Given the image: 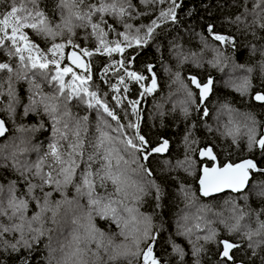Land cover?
<instances>
[{"label": "snow or ice", "instance_id": "6c2138e0", "mask_svg": "<svg viewBox=\"0 0 264 264\" xmlns=\"http://www.w3.org/2000/svg\"><path fill=\"white\" fill-rule=\"evenodd\" d=\"M0 3L7 4L6 10H0V55L9 58L7 61H0V74H8L7 94L10 103L7 111L14 112L12 101L18 102L12 87L15 75L17 80L29 83L31 94L28 97L29 104L24 107V114L37 112L42 105L43 112L53 121L55 137L34 165L17 168L19 179L27 185L26 191L17 194V181H12L5 195L4 186L0 185V251L11 249L12 252H19L21 248L31 249L34 243H39L41 237L51 231L46 228L47 222L62 227L71 214V232L59 249L62 255L56 264H119L120 261H124V264H162L154 251L157 235L152 232L151 217L140 213L137 207H129L128 202L138 203L145 193L144 184L139 179H133V174L151 176V171L140 164L139 160L147 162L153 153L167 151L169 142L163 140L159 146L148 150V141L140 134L139 100H128L137 120L126 126L135 130L134 135H125V125L119 123L121 118L106 100L101 99L99 85H95L96 90H90V82L93 81L91 58L97 55L108 57V62L97 70L98 79L116 93L111 96L116 105H121L123 99H126V96L120 95L122 90L125 94L129 91L126 80L139 84L142 89L141 97L151 94L157 88L155 74L151 77L150 85L146 86L144 81L147 77L129 70L128 65L135 56H125V52L133 47L147 45L161 24L169 21L175 23L177 9L181 5L177 0H139L143 5L167 3L168 6L160 8L156 18L151 19L147 25L134 28L128 20L150 13L137 12L133 0H56L53 14L59 12L58 21L40 8L42 0H0ZM260 3H264V0H260ZM260 3L256 6L260 7ZM108 17L112 18L111 23ZM116 24L122 25L123 30L118 31ZM259 26L264 29V23ZM26 30H32L45 43L51 41L50 46L42 49ZM78 30L83 32L82 36ZM208 32L221 44L232 42L230 37L213 32L211 24L208 25ZM110 33H115L114 39H109ZM57 38L60 42H57ZM86 44H91V49ZM114 54L120 58L114 59ZM11 58L18 60L15 66L11 63ZM65 60L68 63H64ZM110 71L117 77L116 83L110 82ZM148 71H152L151 65L148 66ZM261 71L264 72V64L261 65ZM69 75L71 78L66 81L65 77ZM190 80L200 90L202 102L211 91L212 80L209 79L204 84L195 76ZM42 84L50 85L53 90L45 94ZM2 88L3 84L0 83V89ZM251 88V81L245 77L237 90L246 95ZM0 95H3L2 91ZM104 95L107 96L108 93L105 92ZM187 95L191 101L192 93L189 91ZM251 99L264 106V91H256ZM80 104L95 110L99 116V135L94 138L86 135L89 117H78L72 112V108ZM183 111L187 115L188 109L184 108ZM103 114L117 121V127L113 129ZM250 119L251 126L246 125L247 147L249 151L258 149L261 156H264V135L257 136V122L254 117ZM104 128L111 129L116 135H110ZM7 130L5 121L0 119V136H4ZM187 140L188 137H185L186 142ZM199 156L217 161L212 147L200 149ZM95 165L98 166L94 167ZM133 165L136 167H132ZM252 171L264 172V169L258 168L252 159L239 163L228 162L223 166L218 163H213L211 167L204 166L203 174L199 177V191L205 197L225 189L241 192L248 185ZM109 184L112 186L111 191L108 190ZM70 187L75 189L74 199L68 198ZM156 191L159 199L160 189L157 187ZM53 193L60 194L62 199L54 200ZM259 195L264 196V191ZM80 197H86V205L80 204ZM33 203L38 211L29 215V205ZM82 209H86V213L77 215L76 212ZM262 213L264 209L256 214L258 228L255 230L248 225H241L240 221L245 215L243 213L236 218L234 225L226 227H229V232L241 233L246 237L250 241L249 248H253L254 243L259 246L264 243V220L259 219ZM95 217L110 220L116 225L120 231L115 235L123 237L122 242L115 243L113 237L97 228L93 222ZM196 227L199 228L200 225L197 224ZM245 228L248 230L243 231ZM215 236V231L210 230L203 240L210 242ZM253 236H260L261 240L252 243ZM200 239L197 236L196 240ZM190 243L192 255L197 257L194 264H200L199 256L204 248L197 247L195 242ZM218 243L223 245L221 264H236L231 253L241 246L228 240ZM172 249L183 260L184 250L174 242ZM102 252L107 255L106 261ZM253 255L256 253L253 252ZM261 259L264 260V257Z\"/></svg>", "mask_w": 264, "mask_h": 264}, {"label": "trees", "instance_id": "16d2710c", "mask_svg": "<svg viewBox=\"0 0 264 264\" xmlns=\"http://www.w3.org/2000/svg\"><path fill=\"white\" fill-rule=\"evenodd\" d=\"M133 3L137 6V12L150 13L128 20L134 28L147 25L151 19L156 18L160 8L168 6L167 3L143 5L139 0H133ZM177 3L181 6L177 9L175 23L169 21L161 24L147 45L133 47L125 52V56H135L128 65L129 70L147 77L144 81L146 86L150 85L151 77L155 74L157 88L151 94L141 97L142 89L139 84L126 80L129 91L125 94L122 90L120 93L121 97L126 96V99H123L121 105H116L111 99L116 93L98 79L97 70L108 62V57L97 55L91 58L93 81L90 82V90H96L95 85H99L101 99L106 100L121 118L119 123L125 125V135H134L135 130L126 126L129 122L134 123L137 120L128 100H139L140 134L148 141V150L158 146L162 139L170 142V150L166 156H151L147 162L139 160L140 164H144L151 171V176L143 173L133 174V179H139L144 184L145 193L138 203L129 201L128 205L137 207L140 213L151 217L152 232L157 235L154 251L162 264H194L197 257L192 255L190 241L195 242L197 247L204 248L199 256L200 264H221L220 253L223 245L218 242L222 240L241 246L232 252L236 264H264L261 259L264 257V243L259 246L254 243L261 240L260 236H253L254 247L249 248L250 241L246 237L241 233L229 232V227L236 223V218L241 213L245 214L244 219L240 221L242 226L248 225L252 230L258 228L256 214L264 209V196L259 195L264 191V172L252 173L249 187L243 193H225L208 198L199 191V177L206 164L199 156V150L202 148L212 147L221 165L252 159L258 168L264 169V156H261L258 149L249 151L246 136V125L251 126V117L257 122V136L264 135V106L251 99L256 91H264V72L261 71V65L264 64V29L259 26L264 23V3H260V0H177ZM257 3H260V7L256 6ZM55 4L56 0H42L40 8L58 21L59 12L53 14ZM6 9L7 4L0 3V10ZM108 20L112 22L111 17H108ZM210 24L213 25V32L230 37L232 42L221 44L214 40L208 32ZM115 26L118 31L123 30L122 25ZM26 31L42 49L50 46L51 41L45 43L42 38L35 36L32 30ZM78 32L80 36L83 35L82 31ZM114 38L115 33H110L109 39ZM57 42H60L59 38ZM77 42H80L79 39ZM85 46L91 49V44ZM206 46L210 49L206 50ZM175 53L179 56L175 57ZM196 57L197 64L193 62ZM113 58L120 57L114 54ZM7 60L9 58L6 55H0V61ZM11 63L15 66L18 60L11 58ZM64 63H68L67 60ZM149 65L152 66L151 72L148 71ZM7 76V73L0 74V83L3 84L0 89L3 92V95H0V118L8 127L6 137L0 141V185L4 186L5 195L12 181H17V194L26 191L27 185L19 179L17 168L34 165L47 151L48 144L55 139L53 121L43 112L42 105L37 110L39 114L31 111L28 115L24 114V107L29 104L28 97L31 94L29 83L26 80H17L15 75L12 78V87L18 102L12 101L14 112L7 111L10 103ZM108 76L111 83L117 82V77L112 75V71ZM193 76L202 84L214 79L212 96L205 105H202L199 91L191 83L190 78ZM245 77L251 81L252 88L248 94L242 95L237 88ZM70 78L69 75L65 80ZM177 84L184 87L186 95L189 91L192 93L191 101L187 95L183 96L184 101L176 102L177 99L173 97L176 95L172 93ZM41 87L45 94L53 90L47 84H42ZM105 92L108 93L107 96L104 95ZM169 97L171 99L166 101ZM184 108L188 109L187 115L183 111ZM221 110L224 115L216 123L214 114ZM72 112L78 117H89L86 134L89 138L99 135V116L95 110L80 104L72 108ZM103 115L113 129L117 127V121L107 117V114ZM103 130L110 135H116L111 129ZM185 137H188L187 142ZM96 166L98 165L94 167ZM157 187L160 189L159 199ZM108 190H112L111 184ZM68 193L69 199L76 198L74 188L70 187ZM53 198L62 199L58 193H53ZM79 201L81 205L87 204L86 197H80ZM35 211L38 209L34 203L30 204L29 215ZM85 213L86 209L76 212L77 215ZM192 213L190 218L193 219L187 223L182 222L183 218ZM70 219L71 214L67 218L69 221L63 222L62 227L47 222L46 228L51 231L41 237L39 243H34L31 249L21 248L19 252H12L11 249L0 251V264H56L62 255L59 249L71 232ZM259 219L264 220V213ZM84 222L87 223L86 220ZM93 222L107 236L113 237L115 243L122 242L123 237L115 235L120 229L110 220L95 217ZM197 224L200 225L199 228L196 227ZM65 226L68 230L64 232L62 228ZM188 229L192 231L188 232ZM210 230L215 231V239L205 242L203 237L208 235ZM197 236L201 237L199 241L196 240ZM172 242L184 250L183 260L173 252ZM253 252L256 255H253ZM101 255L106 261L107 255L103 252ZM119 264H124V261Z\"/></svg>", "mask_w": 264, "mask_h": 264}, {"label": "water", "instance_id": "95a60500", "mask_svg": "<svg viewBox=\"0 0 264 264\" xmlns=\"http://www.w3.org/2000/svg\"><path fill=\"white\" fill-rule=\"evenodd\" d=\"M197 80L198 81H200L198 78H197ZM212 80V85H211V91L209 92V94H208V96H207V98L206 99H204L201 103H202V105H205L206 103H207V101L209 100V98L212 96V93H213V87H214V79H211ZM207 83V82H206ZM202 84V83H201ZM194 86V88H196L195 87V85H193ZM197 89V88H196ZM198 91H200L199 89H197ZM256 103H258V102H256ZM259 104V103H258ZM205 110L207 111V109L205 108ZM1 119V118H0ZM5 126H6V128L8 129V127H7V124H6V122H5ZM7 132H8V130H7ZM7 132L4 134V136H0V141L2 140V139H4L5 137H6V135H7ZM163 140H165V139H162L161 140V143L163 142ZM169 142V141H168ZM160 143V144H161ZM159 144V145H160ZM158 145V146H159ZM169 150H170V142H169V147H168V150L167 151H165V152H162V153H153L151 156H156V155H158V156H166L167 154H168V152H169ZM150 156V157H151ZM149 157V158H150ZM200 159H202L201 157H200ZM202 160H208L207 158H203ZM216 163H218V162H216ZM218 164H220V163H218ZM221 166V165H220ZM258 167V166H257ZM252 173H259L258 171H252L251 172V175H250V179H249V181H248V185L246 186V188L245 189H243L241 192H233V191H231L230 189H225L223 192H219V193H214V194H212V195H210V196H207L208 198L209 197H215V196H219V195H222V194H225V193H243V192H245L247 189H248V187H249V184H250V181H251V179H252ZM203 173H202V171H201V175H202ZM234 250V249H233ZM233 252V251H232ZM232 254V253H231Z\"/></svg>", "mask_w": 264, "mask_h": 264}, {"label": "rangeland", "instance_id": "374dc122", "mask_svg": "<svg viewBox=\"0 0 264 264\" xmlns=\"http://www.w3.org/2000/svg\"><path fill=\"white\" fill-rule=\"evenodd\" d=\"M208 49H210L208 46H206V50H208ZM175 55V57H178L179 56V54H177V53H175L174 54ZM198 58L196 57V61L195 60H193V62L194 63H198ZM225 81V80H224ZM176 83H177V81H175ZM175 91H173V93H172V95H176V96H173V97H175L177 100H176V102H181V101H184V99H183V96H187L186 94H185V90H184V87H181V85L180 84H177V85H175ZM171 99V97H169L166 101H169ZM181 99V100H180ZM222 111L223 110H221V111H218V112H216L215 114H214V120H215V122L216 123H218L219 121H220V119H221V117H223V115H224V113H222ZM193 216V213L192 214H190L189 216H186L185 218H183L182 219V222H188L190 219H193V218H190V217H192ZM67 221H69V220H67ZM62 229H64V232L65 231H67L68 230V227H64V228H62Z\"/></svg>", "mask_w": 264, "mask_h": 264}, {"label": "flooded vegetation", "instance_id": "af4514ba", "mask_svg": "<svg viewBox=\"0 0 264 264\" xmlns=\"http://www.w3.org/2000/svg\"><path fill=\"white\" fill-rule=\"evenodd\" d=\"M204 161H206V164H205L204 166L211 167V166L213 165V163L218 162V159H217V161H215V162L210 161V160H204ZM218 163H219V162H218ZM220 165H221V164H220ZM204 166H203V167H204ZM221 166H223V165H221Z\"/></svg>", "mask_w": 264, "mask_h": 264}]
</instances>
